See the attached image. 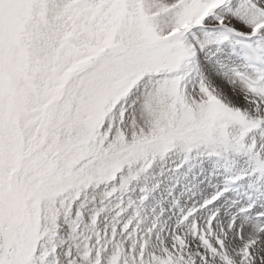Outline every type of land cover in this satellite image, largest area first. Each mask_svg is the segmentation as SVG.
I'll list each match as a JSON object with an SVG mask.
<instances>
[{
	"label": "snow or ice",
	"instance_id": "obj_1",
	"mask_svg": "<svg viewBox=\"0 0 264 264\" xmlns=\"http://www.w3.org/2000/svg\"><path fill=\"white\" fill-rule=\"evenodd\" d=\"M244 157L264 188V0H0V264H264V192L161 231L160 160Z\"/></svg>",
	"mask_w": 264,
	"mask_h": 264
},
{
	"label": "rangeland",
	"instance_id": "obj_2",
	"mask_svg": "<svg viewBox=\"0 0 264 264\" xmlns=\"http://www.w3.org/2000/svg\"><path fill=\"white\" fill-rule=\"evenodd\" d=\"M177 159L169 157L157 161L149 172L136 181L131 191L123 194L118 201L125 206L133 204L132 211L135 212V204L142 196H146L140 204L141 217L150 224L155 223L162 232L186 207L211 198L218 189L222 190L226 177L242 175L252 166L244 157H200L177 172L174 170ZM250 184V181L240 183L242 187ZM225 202L224 198L218 201L215 211L226 217L228 210L224 207ZM54 243L58 251L51 257L50 264H55L66 244H71L69 230H62Z\"/></svg>",
	"mask_w": 264,
	"mask_h": 264
}]
</instances>
